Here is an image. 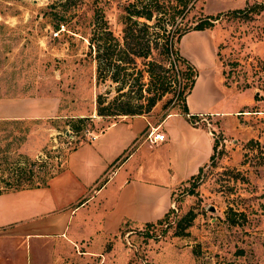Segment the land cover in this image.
I'll return each mask as SVG.
<instances>
[{
  "label": "rangeland",
  "instance_id": "obj_1",
  "mask_svg": "<svg viewBox=\"0 0 264 264\" xmlns=\"http://www.w3.org/2000/svg\"><path fill=\"white\" fill-rule=\"evenodd\" d=\"M124 1L0 0V101L20 100L27 109L22 101L31 99L42 107L36 117H0V191L12 188L7 181L20 174L22 158L41 157L40 175L56 172L74 146L108 122L96 114L95 97L105 86L96 83L88 35L95 6L119 29ZM206 14L217 15L205 36L216 41L220 81L240 110L223 128L203 115L217 143L214 155L174 190L163 222L124 220L94 253L74 244L85 257L75 264H264V0H197L187 18ZM205 49L184 48L193 56ZM170 97L145 113L152 122L177 110ZM78 115L93 119L76 131L67 121Z\"/></svg>",
  "mask_w": 264,
  "mask_h": 264
},
{
  "label": "crops",
  "instance_id": "obj_2",
  "mask_svg": "<svg viewBox=\"0 0 264 264\" xmlns=\"http://www.w3.org/2000/svg\"><path fill=\"white\" fill-rule=\"evenodd\" d=\"M205 30L186 32L180 39L181 52L199 69L186 97L196 121L178 111L156 122L147 114L108 119L94 138L67 153L47 184L0 191V264H75L85 257L74 251V244L83 246L84 254L94 253L124 220L153 222L171 208L174 190L213 152V131L203 115L219 119L223 128L240 110L241 102L220 81L216 41ZM186 46L206 49L193 56ZM1 99V118L40 116L38 101L23 100L31 105L25 109L20 100ZM229 99L237 104L229 107ZM151 125L164 133L163 140L146 138Z\"/></svg>",
  "mask_w": 264,
  "mask_h": 264
},
{
  "label": "trees",
  "instance_id": "obj_3",
  "mask_svg": "<svg viewBox=\"0 0 264 264\" xmlns=\"http://www.w3.org/2000/svg\"><path fill=\"white\" fill-rule=\"evenodd\" d=\"M196 1L120 2L117 30L111 26L105 9L94 7L87 54L95 61L96 83L105 86L95 97L97 115L113 119L122 115L145 114L165 94H171L173 104L178 106L175 111L188 115L192 122L196 121L198 115L189 114L186 97L194 85L198 68L181 52L179 43L188 30L209 28L217 18V15L206 14L189 20L187 15ZM69 118L67 124L77 131L83 127L84 121H92L93 116ZM216 144L214 139L210 158ZM44 153L47 155V151ZM39 159L41 157L20 160L16 167L20 174L7 181L11 189L47 184L49 178L60 170H43L44 175H40L44 161L37 163ZM201 170L202 167L186 181L198 176ZM169 211L153 222H163Z\"/></svg>",
  "mask_w": 264,
  "mask_h": 264
},
{
  "label": "built area",
  "instance_id": "obj_4",
  "mask_svg": "<svg viewBox=\"0 0 264 264\" xmlns=\"http://www.w3.org/2000/svg\"><path fill=\"white\" fill-rule=\"evenodd\" d=\"M95 135H93L92 138H94ZM146 138L150 141V142H157V141H161L164 139V133L158 131V126H150V128L148 129V131L146 132ZM96 264H106L104 262L103 259H101L100 261H98Z\"/></svg>",
  "mask_w": 264,
  "mask_h": 264
},
{
  "label": "water",
  "instance_id": "obj_5",
  "mask_svg": "<svg viewBox=\"0 0 264 264\" xmlns=\"http://www.w3.org/2000/svg\"><path fill=\"white\" fill-rule=\"evenodd\" d=\"M68 131H66V133H67Z\"/></svg>",
  "mask_w": 264,
  "mask_h": 264
}]
</instances>
